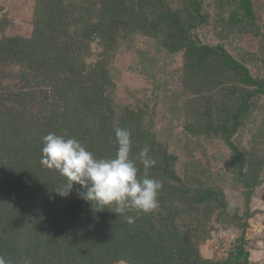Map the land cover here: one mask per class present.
<instances>
[{
	"label": "trees",
	"instance_id": "16d2710c",
	"mask_svg": "<svg viewBox=\"0 0 264 264\" xmlns=\"http://www.w3.org/2000/svg\"><path fill=\"white\" fill-rule=\"evenodd\" d=\"M75 2L78 0L69 5L64 0H38L33 38L4 36L0 39V76L5 77L10 72L8 68L20 66V76H16L26 86L23 87L26 92L18 94L22 108L6 113L8 103L17 96L12 90L4 89L0 82V91L10 92L7 96L0 95V222L31 228L35 234L43 229L49 239L61 235L59 241L71 253V259L66 260L68 264H114L100 258L89 242L94 230L98 231L95 234H107L109 228L119 240L137 243L142 252L144 249L154 252L158 264H219L201 259L195 242L181 235L179 224L185 217L193 218L198 224L194 234L202 233L203 223H207L204 216L216 212L219 217L226 214L229 205L225 195L221 190L181 179L176 170L178 158L157 141L151 128L141 125L146 110L115 106L110 60L119 39L139 33L162 41L170 54H185L184 79L191 81L196 77L197 86L223 80L226 85L217 83L220 92L217 102L214 101L216 108L211 109L198 97L193 100L200 110L196 112L200 122L198 126H191L190 131L204 139H217L230 149L229 170H235L238 181L248 189L247 205L260 185L261 160L254 150H241L234 138L246 127V119L254 110L257 98L264 96V79L254 78L250 69L223 47L199 42L196 32L208 21L203 0H186L182 8L178 0H99L91 2L92 6L81 15L88 17L96 12L95 20L76 18L69 13ZM237 2L242 18L254 23L252 2ZM95 42L102 44L105 60L89 64V52ZM214 71L219 73V79L213 77H217ZM118 128L131 133L133 158L148 147L149 157L154 161L149 176L162 184L158 195L161 211L156 208L150 213L118 216L107 209L94 210L78 194L79 185H74L67 197L54 191L65 181L57 171L41 165L42 137L49 133L66 135L79 140L97 158H111L117 149L115 131ZM136 162L143 175V165L138 159ZM248 213L243 224L244 235L222 264L244 262ZM127 215L134 218V223L127 222ZM156 222L163 227L157 229ZM112 224L115 228L109 227ZM4 229L1 225L0 248L9 247L7 239H11V234ZM119 229L131 236L125 238ZM32 231H28L29 238L35 235ZM73 232L83 234L85 240L67 241ZM10 250L8 260L2 256L4 264H25L26 260L30 264H49L23 253L24 248L19 249L17 244H12Z\"/></svg>",
	"mask_w": 264,
	"mask_h": 264
},
{
	"label": "rangeland",
	"instance_id": "374dc122",
	"mask_svg": "<svg viewBox=\"0 0 264 264\" xmlns=\"http://www.w3.org/2000/svg\"><path fill=\"white\" fill-rule=\"evenodd\" d=\"M37 1L0 0V39L4 36H19L27 40L33 38ZM72 1L64 0L67 5ZM97 1L99 0H78L68 12L79 18L78 16L86 13L89 5L92 6L91 2ZM178 1L182 2L179 4V8H182L186 0ZM250 1L256 17L254 23L242 18L237 0H203L202 8L208 15V21L197 30L196 35L202 45L223 47L235 59L244 63L254 78L264 79V0ZM172 8L177 9V5ZM234 12L238 14L232 16ZM83 18L95 20L96 12ZM185 59L183 52L168 53L159 39L145 37L139 33L119 39L109 65L115 86V106L119 109L129 107L146 110L141 125L146 129L151 128L157 141L178 158L176 170L181 179L221 190L225 195L229 205L226 214L219 217L216 212L217 214L212 216H204L207 223H203L205 227L202 228V233L194 234V228L198 224L193 218L185 217L183 222L177 223L180 225L178 226L181 235L195 242L201 259L225 263L244 235L243 224L249 212L244 243L247 254H244V262L241 264H264V129L261 131V128H264V96L257 98L254 110L246 119V127L234 138L241 150H254L261 160L260 185L255 188L251 202L247 205L248 189L238 181L237 172L229 170L230 149L217 139H204L190 131L191 126H198L200 122L196 113L200 110H197L193 100L198 97L213 109L214 101L217 102V94L220 92L217 83L226 84L221 80L206 85L199 83L197 86L196 77L191 81L184 79L187 73ZM104 60L102 44L95 42L87 62L96 64ZM19 68L20 66L10 67V72L6 73L5 77L0 76L2 87L12 90L13 95L17 96L15 101L10 98L6 113H15L22 108L18 104V94L26 92V86H22L18 78ZM214 72L217 77H213L217 79L219 73ZM9 94L8 91H0L2 96ZM203 107L204 104L201 109ZM192 173L195 175L187 176ZM54 177L52 175V179ZM162 220L164 224L163 217ZM156 223L157 229L163 227L159 222ZM1 225L11 234V239H7L9 247L1 246L0 259L3 256L8 260L11 245L17 244L19 249L24 248L23 253L26 252L39 261H47L49 264L69 263L66 260L71 259V253L64 247V243L59 241L62 240L61 235L49 239L43 229L39 230V234H35V231L28 227L22 229L20 226H13V229L12 226L0 222ZM111 226L115 228L113 224L109 225ZM29 230L35 234L34 237H28ZM94 232L90 233L92 235L89 242L100 258L104 257L114 264H158V257L154 256V252L146 249L142 252L137 243L119 240L110 228L107 234ZM119 232L124 234L125 238L130 235L122 229H119ZM71 240L83 241L85 237L79 232H73L67 241Z\"/></svg>",
	"mask_w": 264,
	"mask_h": 264
},
{
	"label": "clouds",
	"instance_id": "9594fccd",
	"mask_svg": "<svg viewBox=\"0 0 264 264\" xmlns=\"http://www.w3.org/2000/svg\"><path fill=\"white\" fill-rule=\"evenodd\" d=\"M117 149L111 158H97L79 140L49 133L42 137L41 165L55 170L64 183L54 191L67 197L74 185L81 186L80 197L90 202L96 211L109 210L119 215L135 212L150 213L158 207V195L162 184L149 176L154 161L149 157L148 147L136 158L132 156L131 133L124 128L115 131ZM137 159L143 165L140 175ZM128 223H134L131 215ZM0 264H4L0 259ZM25 264H30L29 260Z\"/></svg>",
	"mask_w": 264,
	"mask_h": 264
}]
</instances>
